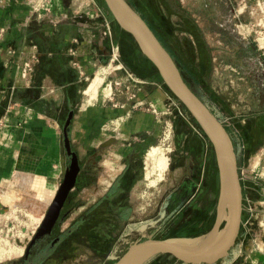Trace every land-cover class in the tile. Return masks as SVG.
<instances>
[{"label": "rangeland", "instance_id": "1", "mask_svg": "<svg viewBox=\"0 0 264 264\" xmlns=\"http://www.w3.org/2000/svg\"><path fill=\"white\" fill-rule=\"evenodd\" d=\"M129 1L153 28L160 42L177 63L191 90L225 127L237 153L241 180L243 177H248L249 175L244 173L246 167L243 157L244 147L247 145L243 142L248 141L247 127L252 121L246 120L244 125L243 119L258 112L259 99L261 96L264 97V61L259 57L253 38L244 37L239 33V31L244 33V27L238 30L237 26L249 25L251 20L256 18H252L249 6L246 7L247 3L251 6L254 4L248 0ZM57 2L55 1L54 6L56 4L60 6L63 0ZM64 2L75 3L73 8L77 13L81 10L83 13L87 8L90 24L95 29H99L109 43V51L105 53L106 58L103 63H96L85 83L82 93L83 103L77 109L74 108L77 118L72 130L74 139L80 142L75 143L78 150L86 151L87 148L92 149L96 146L98 138L90 144L85 137L81 141L78 138L85 135L83 133L85 128H82L80 119L83 113H90L93 109L102 107V103L106 109L112 106L115 110L123 111L124 104L135 101V104L132 103V107H135L134 112L140 113L147 121L155 124L152 131L149 130L151 134L147 136L146 146L144 148L142 146L136 153L135 162L130 170L133 177L130 179L135 185L129 193H125L129 195L127 201H124L126 207L121 208L123 213L121 225L117 227L110 244L114 243V239L117 240L121 233L125 237L127 234L133 235L130 239L123 237L124 240L129 241L122 243L121 248L128 247L137 240H144L145 238L136 231L130 232L129 227L150 220L159 221L147 232V236L152 239L184 238L191 243L199 240L213 228V209L209 212V223L203 230L184 226L178 214V190L184 179L189 176L192 167L190 156L184 155L183 151L194 152L197 154L196 157L201 155L202 160L203 157L205 158V152H210V158L215 164L216 159L211 144L184 106L169 92L166 85L158 81L156 72L140 52L133 37L120 29L103 0H64ZM51 13L52 11H46L43 15ZM235 17L240 19L239 23L234 22ZM43 19L44 17L41 18ZM229 19L233 22L231 23ZM211 52L217 59L216 65L212 63ZM221 66L222 69L219 68ZM215 68H219V71ZM146 74L150 76L151 81H145ZM248 88L253 89L252 92H249ZM146 93L149 95L146 96ZM215 97L217 100L214 99ZM93 104L94 106H91ZM228 110L240 117L238 125L226 120ZM70 111L63 113V125ZM115 114L118 115L113 116ZM115 114L113 112L110 116L108 112L106 117L102 118L99 135L104 133L105 137L101 136L103 139L111 132L114 133L117 125L133 119L131 116L134 115L128 118L123 117V112ZM251 129L256 131V136L250 157L253 163L257 164L258 151L264 144V129L258 133L262 129L261 124H256ZM135 138L136 135H126V139ZM116 166L118 165L115 163L111 169L107 167L106 174L114 178V174L119 171ZM151 171H154L152 178L160 177L154 187L148 185V172ZM258 178V173L254 172L252 181L249 182L254 184L259 181ZM49 183L52 182L23 174L18 176L15 174L0 182V264H20L25 247L34 236L33 233L41 223V217L52 201L53 192L55 195L57 193ZM98 193L102 194L103 191L99 190ZM254 194L258 198V193L254 192ZM4 196L9 198L4 199ZM88 198L91 199L89 194L83 196V200ZM110 198L112 199V196L108 195L106 199L111 200ZM91 200L93 201V198ZM252 200H243L239 237L229 253L217 264H224L231 259L235 251L242 252L243 242L246 248L251 238L247 235L246 224L255 213L250 210ZM253 201L258 202L257 199ZM167 204L170 205L171 216L169 220L162 222L161 215ZM104 211L107 237L111 235L107 225L113 221V218L109 208ZM249 228L252 233L250 225ZM83 236L82 238L85 239L86 236ZM80 242L82 243V240ZM110 244L106 245L105 257L107 264L108 262L114 264L118 252H109L112 249ZM73 246L77 248L79 245L77 246L75 242ZM83 247L87 248L86 245ZM172 259L175 258L164 257L162 262L172 264ZM242 260V257H238L235 263L240 264Z\"/></svg>", "mask_w": 264, "mask_h": 264}, {"label": "crops", "instance_id": "2", "mask_svg": "<svg viewBox=\"0 0 264 264\" xmlns=\"http://www.w3.org/2000/svg\"><path fill=\"white\" fill-rule=\"evenodd\" d=\"M30 1L0 0V182L15 174L16 176L23 174L51 181L50 186L57 192L63 181V163L66 155L63 130L70 114L74 113L69 128L73 149L82 157L96 152L101 156L102 170L98 184L86 189L85 194H89L94 201L95 198L108 194L112 186L117 183L114 185L111 196L115 199L113 208H118L120 211L122 207H126L124 201H127L129 194L125 193H129L135 185L130 179L133 178L130 170L135 162L136 153L142 146V148L146 146L147 136L151 134L155 124L147 121L140 113L134 112L135 107H132V103L135 104V101L124 104L123 111L115 110L112 106L106 109L102 103V107L95 108L90 113H83L80 119L82 128H85L83 131L85 135L78 138L81 141L85 137L89 144L98 138L96 146L92 149L87 148L86 151L78 150L75 143L79 141L74 139L72 130L77 118L74 108L77 109L83 103L82 93L85 83L96 63H103L106 58L105 53L109 51V43L104 39L101 31L90 24L91 21L86 13L87 8L85 12L82 13L81 10L77 13L73 8L75 3L66 2L65 4L63 0L60 6L57 2L51 14L42 15L41 18L44 17V19L41 20L33 12ZM248 1L254 3L256 0ZM211 60L213 65H216L217 59L212 52ZM24 63H29L32 70L23 78L20 75V67ZM219 68L222 69V66ZM219 68H215L216 71H219ZM144 79L151 81L147 74ZM249 80L251 81V77ZM252 90L248 88L249 92ZM214 99L217 100L216 97ZM69 110L71 111L63 125V113ZM81 110L84 112L82 108ZM108 112L110 116L113 112L114 114L123 112V117L128 118L134 115L131 116L133 119L125 120L124 123L117 125L114 133L111 132L107 138L103 139L101 136H105L104 133L99 135V127H101L102 118L106 117ZM226 113L228 115L226 120L232 124H239L240 117L229 110ZM116 115L118 114L113 116ZM246 120L252 122L247 127L248 141L243 142L247 145L243 153L246 167L244 173L249 175L241 180L243 200L257 199L258 202L254 203L253 200L250 202L256 211L250 223L251 238L246 248L245 242L242 243V252H239V257L243 258L240 264H264V144L257 154L258 165L254 164L250 157L256 136V131L251 128L261 124L262 129L258 133L264 129V97L261 96L259 99L258 112L243 119L244 125ZM132 134L136 135L135 139H126V135ZM194 138L199 139V137ZM183 154L189 155L192 164L194 163L196 153L184 150ZM208 154L210 155V152H205L204 155ZM115 163L119 171L113 178L105 171L107 167L111 169ZM254 172L258 173L259 181L253 184L249 181H252ZM107 180L110 182L108 183ZM99 190L103 193L99 194ZM254 192L258 193V198ZM54 197L55 194L52 195V200ZM44 217H41V222ZM70 222L65 224L64 229ZM70 236L66 237L68 246L59 247L52 254L54 257L52 256L48 264H107L106 250L97 262L98 256L94 255L89 248L73 246L75 242L83 240L82 235ZM126 236L122 237L130 239L133 235ZM128 239H123V243L129 241ZM114 240L116 242V238ZM140 241L143 240H137L128 247H120L114 264L118 263L132 245ZM111 251L112 249L109 252ZM165 256L166 254L157 255L145 264H168L162 262Z\"/></svg>", "mask_w": 264, "mask_h": 264}, {"label": "water", "instance_id": "3", "mask_svg": "<svg viewBox=\"0 0 264 264\" xmlns=\"http://www.w3.org/2000/svg\"><path fill=\"white\" fill-rule=\"evenodd\" d=\"M103 1L120 29L133 37L141 53L156 68L163 83L186 108L208 139L215 155L220 182L217 220L208 234L192 243L184 238L160 240L147 236L148 230L155 227L159 221L150 220L134 227L130 226V232L136 231L145 239L132 245L117 264H145L161 254L175 258L180 264H217L235 245L242 223L243 189L233 141L217 116L185 82L177 63L135 7L128 0ZM73 116L74 113H71L63 130L64 146L68 155L72 154L69 128ZM63 170L65 173L64 164ZM70 170L67 172V176L72 173L73 179L70 183L64 182L60 185L52 206L43 218L42 226L48 225L49 230L59 217L61 208L76 179L78 169L72 168V171ZM165 214L166 211L162 213L161 217H165ZM224 221L225 225L222 228ZM39 232L40 230L37 236H39ZM213 233H221V235L215 241L207 242L206 240ZM33 243L34 239L29 247ZM238 257L239 252L235 251L232 253L231 259L224 264H233Z\"/></svg>", "mask_w": 264, "mask_h": 264}, {"label": "flooded vegetation", "instance_id": "4", "mask_svg": "<svg viewBox=\"0 0 264 264\" xmlns=\"http://www.w3.org/2000/svg\"><path fill=\"white\" fill-rule=\"evenodd\" d=\"M235 19V23L240 22V19L237 17H235ZM229 21L231 23L233 22L232 19H229ZM221 27H223V25H221ZM210 157L211 156L208 154L205 158L203 157L204 160L199 158V156L196 160L194 159L189 176L184 179L178 190V214L183 225H187L188 228L191 227L190 229L202 228L201 230H203L206 228L210 220L209 212H211V209H213L214 212L213 227L217 220L220 182L217 163L215 162L214 164ZM100 161L101 156H99L97 152L86 154L84 157H82L79 152L75 151L73 147L71 155H68L66 152L63 163L66 172L63 175L62 183H70L73 179V175L70 173L67 176V172L69 169L72 171V168H77L78 172L73 187L61 208L59 217L50 230L48 225L42 226L43 222L39 224L36 232L33 233L34 236L25 247V251L19 262L20 264H48L54 257L52 254L55 253L59 247L68 246L67 235H71L70 237H79L80 235L86 236L85 239L83 238L82 243L77 242V246L79 245L81 248H84L83 245H86L94 255L98 256L96 257L97 262L100 260V255L104 254L106 245L112 242V236L115 235L117 227L121 225L123 216V214L120 213L121 209L119 211L113 208L115 204L114 197L112 196V199L110 198L111 200L106 199L108 195L111 197L109 193L113 192L114 185L117 183L112 186L108 194L96 198L94 201L90 199L83 200L85 190L98 184L99 174L102 170ZM52 203L53 200L48 205L45 215L48 213ZM106 205H108L113 218V221H110L107 225V230H110L109 232L111 234L107 237L105 234L106 224L104 219ZM169 206L168 204L165 207L164 211H166V214L162 222L169 220L171 216ZM68 221L71 222L68 227L64 229ZM224 225L225 221L222 224V228ZM39 230L40 234L37 236ZM208 233L209 232L206 234ZM122 236L123 233L119 235L116 242L110 244V247L112 246L111 253L120 250V245L123 243ZM33 239L34 243L29 247Z\"/></svg>", "mask_w": 264, "mask_h": 264}, {"label": "built area", "instance_id": "5", "mask_svg": "<svg viewBox=\"0 0 264 264\" xmlns=\"http://www.w3.org/2000/svg\"><path fill=\"white\" fill-rule=\"evenodd\" d=\"M55 1L58 0H31L32 10L34 13L37 14L38 17L41 18L44 12L46 11H52L53 6L55 5ZM41 2V3H38ZM254 6H251L247 3L246 7L249 9V13L251 14L252 18H255L254 20H251L249 25H238L237 28L240 30V28L244 27V33L239 31L240 34H242L244 37H251L253 38V42L256 44L257 50L259 52V57L262 61H264V0H256L254 3ZM255 21V22H254ZM32 70V66L29 63H24L20 67V75L24 78L27 76V74ZM250 210L255 211V209L250 205ZM256 212V211H255ZM255 213L253 214L252 218L249 219V221L246 224L247 227V235L250 233L249 225L254 217Z\"/></svg>", "mask_w": 264, "mask_h": 264}, {"label": "bare ground", "instance_id": "6", "mask_svg": "<svg viewBox=\"0 0 264 264\" xmlns=\"http://www.w3.org/2000/svg\"><path fill=\"white\" fill-rule=\"evenodd\" d=\"M154 173V171H151V172H148V178L147 179H149V181H148V185L149 186H151V187H154V186H156L157 185V183H158V180L160 179V177L158 176V177H155V178H152L153 177V174ZM18 176V175H17ZM39 184V183H38ZM34 185H36V182H35V184ZM37 187V186H36ZM37 188H39V187H37ZM52 195H54V193L52 194ZM5 198H9V197H5L4 196V199ZM9 201V200H8ZM6 202H7V199H6ZM218 215V214H217ZM32 217V216H31ZM223 218L225 217V216H222ZM220 235H221V233L219 234V233H213V235L210 237V238H208L206 241L207 242H212V241H215L216 239H218L219 237H220ZM200 238V237H199ZM247 238V237H246Z\"/></svg>", "mask_w": 264, "mask_h": 264}, {"label": "trees", "instance_id": "7", "mask_svg": "<svg viewBox=\"0 0 264 264\" xmlns=\"http://www.w3.org/2000/svg\"><path fill=\"white\" fill-rule=\"evenodd\" d=\"M129 1V0H128ZM130 2V1H129ZM105 6V5H104ZM106 7V6H105ZM136 9V8H135ZM137 10V9H136ZM138 11V10H137ZM143 17V16H142ZM144 18V17H143ZM145 19V18H144ZM148 23V22H147ZM150 26V25H149ZM151 27V26H150ZM151 29L153 30V28L151 27ZM154 31V30H153ZM141 52V51H140ZM147 61H148V63L152 66V68L154 69V71L156 72V74H157V76H158V81L159 82H161V83H163V81H162V79H161V77H160V75H159V73L157 72V70H156V68L154 67V65L148 60V59H146ZM164 84V83H163ZM165 85V84H164ZM169 90V89H168ZM170 92V91H169ZM172 94V93H171ZM185 108V107H184ZM185 110H186V108H185ZM193 122L196 124V121L193 119ZM196 126L198 127V125L196 124ZM198 129L200 130V128L198 127ZM201 131V130H200ZM171 256H169V255H166L165 256V258L166 259H168V258H170ZM175 263H178V261L176 260V259H172V264H175Z\"/></svg>", "mask_w": 264, "mask_h": 264}]
</instances>
